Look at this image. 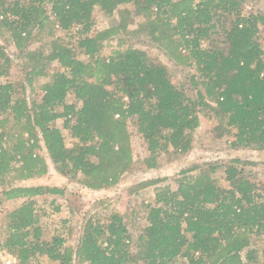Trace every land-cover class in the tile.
Wrapping results in <instances>:
<instances>
[{
    "label": "trees",
    "instance_id": "obj_1",
    "mask_svg": "<svg viewBox=\"0 0 264 264\" xmlns=\"http://www.w3.org/2000/svg\"><path fill=\"white\" fill-rule=\"evenodd\" d=\"M244 1L0 0V42L6 43H0V78L13 66L10 43L30 61V86L49 77L31 105L14 83H0V118L7 115L0 119V186L47 174L40 149L69 181L92 191L115 186L134 164L130 125L147 144L148 169L160 166L162 153L168 162L188 153L202 119L219 122L233 150L264 149V15L241 14ZM124 4L146 19L143 31L187 70L188 83L177 86L166 65L138 48L101 57L105 42L118 39L127 25L96 31L94 12L110 17ZM218 11L236 17L221 41ZM58 31L70 42L56 37ZM35 36L49 38V52L27 50ZM206 40L212 43L203 48ZM53 63L60 68L50 72ZM112 84L116 91L107 89ZM59 119L72 146L54 125ZM10 120L21 127L14 135ZM244 165L234 158L196 175L198 166L182 170L175 191L159 188L154 203L143 205L147 225L136 240L127 218L114 212L87 219L74 247L62 236L43 238L34 200L64 196V188L10 186L3 192L7 200L25 202L5 214L0 253L20 264H40V257L56 264H264V248L255 247L264 236V186ZM219 174L226 187L218 184Z\"/></svg>",
    "mask_w": 264,
    "mask_h": 264
},
{
    "label": "rangeland",
    "instance_id": "obj_2",
    "mask_svg": "<svg viewBox=\"0 0 264 264\" xmlns=\"http://www.w3.org/2000/svg\"><path fill=\"white\" fill-rule=\"evenodd\" d=\"M240 13L245 15L250 13L264 15V0H245L240 8ZM220 14L222 13L218 11L215 19L220 30V36L216 37L219 41L223 40V31L230 28L236 19L234 14ZM218 18L220 21H217ZM94 19V29L96 31L107 29L119 21L127 25V30L117 35L118 39L105 42L101 52L102 58H110L117 50L138 48L145 51L153 60L166 65L173 75V81L177 86H181L185 82L188 83L187 70H184L183 67L175 66V63L165 55L164 50L157 43L152 42L150 36H147L143 31L146 19L137 13L134 5H121L110 17L105 15L100 9H96ZM260 28L263 31L260 42H262L264 48V27L260 25ZM55 35L56 37L64 38L66 42H70V38H66L62 31L56 32ZM7 36L9 37L10 35ZM49 42V38L39 40L38 36H35L27 45V50L35 52L44 48L46 52H49ZM0 43L6 44L4 40ZM211 43L210 40L203 41L202 47L207 48ZM44 45H47V47H44ZM6 49L13 59V66L8 76L0 78V83H14L17 94H20L18 96L25 95L29 105H31L33 100L40 99L43 93L42 87L49 81V77L36 78L30 86L28 83V72L30 70L28 65L30 61L25 58H19L13 43H10ZM59 68L57 63H53L49 71L54 72L59 70ZM192 74H196L194 67H192ZM23 86L25 90H22ZM117 88L116 84L107 87L111 91H116ZM73 101L72 97L68 98V102ZM5 117L7 115L0 119ZM54 125L60 128L67 136V145L72 146L73 140L69 137L68 131L64 129L63 120L55 121ZM7 126L11 129L9 130L11 135L21 130L19 125H13L12 120ZM2 132L0 128V134ZM129 132L134 164L115 186L100 191H92L84 188L77 180L69 181L55 171L52 161L43 149L38 150L37 153L45 158L47 174L36 175L24 182H12L6 186L7 188L21 185L58 186L66 190L64 196L46 195L34 198L40 224L44 230V239L51 240L55 236H62L66 238L67 245L74 247L80 238L82 227L87 219L92 217L95 220H103L112 213L118 212L127 218L128 228L134 240H136L140 235L141 229L147 225V219L143 217L145 214L143 205L147 206L154 203L155 194L159 188L169 185L171 190L175 191L178 187V180L181 177L180 172L195 166H198V168L191 175L207 171L212 162L228 164L234 158H239L245 163V171L264 186V149L233 150L230 147L231 139L226 136L223 127L217 121L211 122L202 119L201 127L194 133L193 145L190 151L186 154L176 155L172 158V162H168L169 160L165 154H160L158 158L160 166L155 169H148L144 164V160L148 158L149 153L147 144L137 131V128L130 125ZM9 143H12V140ZM220 176L222 174L215 176L218 184L221 187H226L225 180ZM7 188L0 186L1 240L4 237L6 227L5 214L25 202V199L7 200L6 196L3 195ZM255 247L260 250L264 248V236L257 241ZM2 255L4 256L5 254L0 253V256ZM259 255L260 259L263 260L262 252ZM39 261L40 264H56L48 258L40 257Z\"/></svg>",
    "mask_w": 264,
    "mask_h": 264
},
{
    "label": "built area",
    "instance_id": "obj_3",
    "mask_svg": "<svg viewBox=\"0 0 264 264\" xmlns=\"http://www.w3.org/2000/svg\"><path fill=\"white\" fill-rule=\"evenodd\" d=\"M0 264H20L19 260L9 254L0 256Z\"/></svg>",
    "mask_w": 264,
    "mask_h": 264
}]
</instances>
